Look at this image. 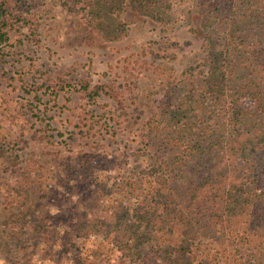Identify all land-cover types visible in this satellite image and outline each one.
Instances as JSON below:
<instances>
[{"label":"rangeland","instance_id":"rangeland-1","mask_svg":"<svg viewBox=\"0 0 264 264\" xmlns=\"http://www.w3.org/2000/svg\"><path fill=\"white\" fill-rule=\"evenodd\" d=\"M85 1L9 0L0 40V264H228L216 233L181 259L155 248L143 257L120 244L114 218L95 213L111 208L125 176L132 185L159 169L152 117L173 85L162 77L180 79L203 35L189 27L161 34L137 17L114 41ZM86 36L95 47L77 43ZM131 198L130 213L129 204L140 205Z\"/></svg>","mask_w":264,"mask_h":264},{"label":"trees","instance_id":"trees-1","mask_svg":"<svg viewBox=\"0 0 264 264\" xmlns=\"http://www.w3.org/2000/svg\"><path fill=\"white\" fill-rule=\"evenodd\" d=\"M85 8L109 25L114 41L128 36V19L141 23L137 17L161 34L189 27L203 35L180 79L162 77L173 85L152 117L159 169L132 185L125 176L111 208L95 213L114 218L124 230L120 244L143 257L155 248L181 259L182 250H198L216 233L228 264H264V0H90ZM11 11L9 0H0L1 41ZM76 41L96 45L89 36ZM131 197L140 201L129 204L132 213L124 204Z\"/></svg>","mask_w":264,"mask_h":264}]
</instances>
